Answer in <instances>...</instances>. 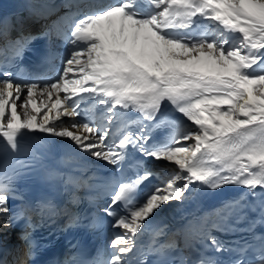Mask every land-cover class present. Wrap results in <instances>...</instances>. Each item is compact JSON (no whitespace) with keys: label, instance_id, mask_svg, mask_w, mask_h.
Listing matches in <instances>:
<instances>
[{"label":"snow or ice","instance_id":"6c2138e0","mask_svg":"<svg viewBox=\"0 0 264 264\" xmlns=\"http://www.w3.org/2000/svg\"><path fill=\"white\" fill-rule=\"evenodd\" d=\"M64 6L71 31L62 34L57 25L69 46L58 75L21 80L4 70L0 79V230L11 226L5 222L9 194L15 168L24 165L12 164L9 153H19L27 135L45 134L67 139L73 154L104 161L121 174L105 185L103 212L114 230L108 257L98 254L89 264H220L204 254L196 260L184 255L193 249L192 237L210 241L204 247L216 252H236L239 258L230 264H264V234H254L257 255L245 260L253 245L225 249L207 231V217L177 230L183 248L176 240L159 241L165 226L155 230L139 259L133 255L150 218L171 202L183 204L197 187L246 189L224 202L223 218L258 210L247 231L264 225V0H115L89 4L87 11L68 0ZM31 39L12 41L14 55ZM165 105L181 118L164 115ZM129 112L139 116L128 120ZM155 128L167 130L162 141L152 140ZM129 148L167 162L165 177L137 161L134 174L124 178ZM154 175L160 183L141 196V185ZM22 239L24 257L31 258L34 246L27 233ZM150 256L156 259L149 262Z\"/></svg>","mask_w":264,"mask_h":264},{"label":"bare ground","instance_id":"6f19581e","mask_svg":"<svg viewBox=\"0 0 264 264\" xmlns=\"http://www.w3.org/2000/svg\"><path fill=\"white\" fill-rule=\"evenodd\" d=\"M53 1L54 0H30L31 3H34V5H32V7H31V8H33V10L29 14L30 15L29 20L31 21V25L33 27H43V26L48 27V26L53 25L52 18H51L53 16V15H51V13H52L53 8H54V6L52 5V4H54V3H52ZM109 2H115V0H93L92 4H94V3H109ZM64 57L60 58V60L56 61V63H57L56 65L59 68L58 70H60L62 68V62H63ZM55 77L56 76H53L52 78H55ZM75 119L78 120V117H76ZM29 135L40 138L44 143H46L49 146H52V148L55 151L59 152L60 154H68V153L73 154L71 151V148L69 147V141L67 139L48 137L45 134H29ZM74 155H76L78 157H84V159H87V160L94 159L91 157H87L86 154H82V153L78 154V155L77 154H74ZM166 165L163 166L164 172H165ZM165 175L166 174H164L163 177H165ZM197 193H198V191L196 190L195 194H197ZM170 204H168V205H170ZM168 205H165V206H168ZM165 206H163V208ZM5 222L10 225V217L8 214H7V217L5 219ZM4 230H5V232L0 230V245L8 242V239H5V236H4L5 233L6 234L11 233L12 234L11 226L4 229ZM17 257L24 259L21 247L17 248L16 246H13L12 249L10 247V252H8L6 257H5L8 264H14V260Z\"/></svg>","mask_w":264,"mask_h":264},{"label":"rangeland","instance_id":"374dc122","mask_svg":"<svg viewBox=\"0 0 264 264\" xmlns=\"http://www.w3.org/2000/svg\"><path fill=\"white\" fill-rule=\"evenodd\" d=\"M65 119L67 120V118H65ZM1 231L5 232L4 229L1 230ZM4 236H5V239H7V238H9L10 234H6V233H5ZM10 239H11V236H10ZM13 245L16 246L17 248H19L18 242H17L16 240H13ZM15 256H16V255H15Z\"/></svg>","mask_w":264,"mask_h":264}]
</instances>
